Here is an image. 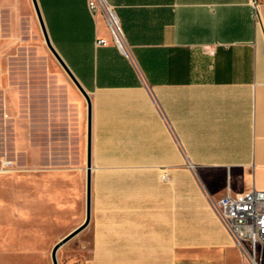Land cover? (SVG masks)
<instances>
[{
    "label": "crops",
    "instance_id": "obj_1",
    "mask_svg": "<svg viewBox=\"0 0 264 264\" xmlns=\"http://www.w3.org/2000/svg\"><path fill=\"white\" fill-rule=\"evenodd\" d=\"M89 2L37 0L92 104L89 264H243L211 200L264 192V0H106L126 52ZM50 56L33 1L0 0V181L41 166L46 70L77 105L87 181V102Z\"/></svg>",
    "mask_w": 264,
    "mask_h": 264
},
{
    "label": "rangeland",
    "instance_id": "obj_2",
    "mask_svg": "<svg viewBox=\"0 0 264 264\" xmlns=\"http://www.w3.org/2000/svg\"><path fill=\"white\" fill-rule=\"evenodd\" d=\"M50 57L58 64L54 56ZM38 61L47 65L45 58ZM61 71L65 72L62 67ZM41 80L49 85L45 88L48 96L40 105L45 124L42 162L38 168L17 167L16 175L0 181V264H52L54 246L86 218L85 142L79 134L77 105L68 103L63 84L49 71L42 72ZM58 107L72 135L60 157L53 153L49 136ZM26 158L15 159L23 165ZM91 250L92 235L86 228L59 250L58 262L89 264Z\"/></svg>",
    "mask_w": 264,
    "mask_h": 264
},
{
    "label": "built area",
    "instance_id": "obj_3",
    "mask_svg": "<svg viewBox=\"0 0 264 264\" xmlns=\"http://www.w3.org/2000/svg\"><path fill=\"white\" fill-rule=\"evenodd\" d=\"M261 1L253 0V7L257 9ZM89 5L92 11L101 9L104 12L114 43L126 52L123 32L114 9L106 0H90ZM104 43L103 40L99 42L100 45ZM10 167V161H3L0 171H9ZM211 203L241 252L243 264H263L264 192L253 190L236 195L227 194L218 201L211 200Z\"/></svg>",
    "mask_w": 264,
    "mask_h": 264
},
{
    "label": "water",
    "instance_id": "obj_4",
    "mask_svg": "<svg viewBox=\"0 0 264 264\" xmlns=\"http://www.w3.org/2000/svg\"><path fill=\"white\" fill-rule=\"evenodd\" d=\"M35 11L41 26V29L43 31L45 43L53 56L56 58L58 63L61 65L65 73L68 75V77L71 79V81L74 83V85L77 87V89L80 91V93L83 95L87 102L88 106V131H87V181H86V218L84 223L76 228L74 231H72L70 234H68L66 237L61 239L53 248L51 252V261L52 264H59L58 262V252L59 250L67 244L70 240L75 238L78 234H80L82 231H84L91 222V196H92V185H91V121H92V104L91 99L87 92L83 89L79 81L76 79V77L73 75L67 64L64 62L62 57L57 54L55 48L53 47L49 36L47 34V30L37 3V0H32Z\"/></svg>",
    "mask_w": 264,
    "mask_h": 264
}]
</instances>
